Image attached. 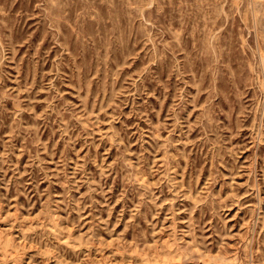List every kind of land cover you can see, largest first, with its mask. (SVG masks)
I'll list each match as a JSON object with an SVG mask.
<instances>
[{"label": "rangeland", "instance_id": "rangeland-1", "mask_svg": "<svg viewBox=\"0 0 264 264\" xmlns=\"http://www.w3.org/2000/svg\"><path fill=\"white\" fill-rule=\"evenodd\" d=\"M0 264H264V0H0Z\"/></svg>", "mask_w": 264, "mask_h": 264}]
</instances>
